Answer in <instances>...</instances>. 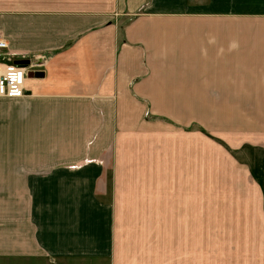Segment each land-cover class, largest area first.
I'll use <instances>...</instances> for the list:
<instances>
[{"label":"crops","instance_id":"1","mask_svg":"<svg viewBox=\"0 0 264 264\" xmlns=\"http://www.w3.org/2000/svg\"><path fill=\"white\" fill-rule=\"evenodd\" d=\"M248 2L0 0V57L48 55L20 97L0 96V149H27L0 156V264H264V146L214 203L176 204L166 108L176 79L264 94V0ZM247 13L252 32L233 23ZM40 109L58 137L29 125Z\"/></svg>","mask_w":264,"mask_h":264},{"label":"rangeland","instance_id":"2","mask_svg":"<svg viewBox=\"0 0 264 264\" xmlns=\"http://www.w3.org/2000/svg\"><path fill=\"white\" fill-rule=\"evenodd\" d=\"M250 2L252 0L248 3ZM248 3L245 10L251 12L253 7ZM252 15L247 13L235 16L237 18H233V23H237L242 29H250L245 31L252 32L255 28L252 22L256 19ZM27 58L30 60L25 65L27 73L42 75L48 55L33 53ZM176 81L181 82L175 86L176 102L166 103L167 112L172 116L170 118L174 117L176 120H168L172 127L169 128V136H176L170 139H176V160L171 161L176 164V204H186V198L180 195L188 191L193 195L194 204L203 205L205 201L209 203L212 196L214 203V195L232 190L234 183L231 176H234L238 168L242 169L237 162L245 160V157L253 152L247 145L260 143L264 146V94H254L257 88L249 85L251 78L233 80L237 84L235 86L225 81L226 86L218 87L222 94L214 91L216 87L213 91H207L204 87L182 85V79ZM161 104L165 103H157L158 110L161 109ZM38 114L39 116L28 119L29 125L37 118L43 121L42 127H45L40 132L42 139H48L50 134L53 138L58 137L57 134L60 133L55 134L54 129L50 131L53 124L49 126L48 111L40 109ZM174 125L176 130H173ZM27 131L28 128L23 136H26L29 142ZM18 146L15 141L9 142L8 146L3 144L0 156H17L19 152L27 151L20 150ZM173 159L174 157L171 160ZM262 161L264 162L263 158ZM161 233H158L159 238ZM185 248L188 247L176 245V254Z\"/></svg>","mask_w":264,"mask_h":264},{"label":"built area","instance_id":"3","mask_svg":"<svg viewBox=\"0 0 264 264\" xmlns=\"http://www.w3.org/2000/svg\"><path fill=\"white\" fill-rule=\"evenodd\" d=\"M7 47L6 40L0 36V51ZM30 61V60H29ZM24 65L13 63L8 59H0V96L19 97L23 94L26 76Z\"/></svg>","mask_w":264,"mask_h":264},{"label":"water","instance_id":"4","mask_svg":"<svg viewBox=\"0 0 264 264\" xmlns=\"http://www.w3.org/2000/svg\"><path fill=\"white\" fill-rule=\"evenodd\" d=\"M18 62H20V60H18ZM28 62V61H27ZM20 64V63H19Z\"/></svg>","mask_w":264,"mask_h":264},{"label":"bare ground","instance_id":"5","mask_svg":"<svg viewBox=\"0 0 264 264\" xmlns=\"http://www.w3.org/2000/svg\"><path fill=\"white\" fill-rule=\"evenodd\" d=\"M13 63L17 64L16 62H13Z\"/></svg>","mask_w":264,"mask_h":264}]
</instances>
